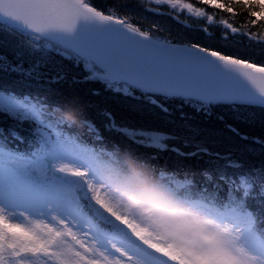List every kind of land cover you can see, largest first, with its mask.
<instances>
[{
    "label": "snow or ice",
    "instance_id": "6c2138e0",
    "mask_svg": "<svg viewBox=\"0 0 264 264\" xmlns=\"http://www.w3.org/2000/svg\"><path fill=\"white\" fill-rule=\"evenodd\" d=\"M144 5L190 27L182 15L187 12L203 21L200 30L207 36L218 28L224 41L243 36L264 46V0H199L198 5L144 0ZM118 7L105 11L92 0H0V35H18L26 46L22 53L0 40V73L38 79L41 66L59 56L82 61L89 78L113 74L207 102L245 101L251 90L256 102L264 103V62L174 43L156 35V25L146 30ZM232 17L242 18L241 23ZM25 55L34 58L28 68L20 62ZM64 102L46 114L0 87V114L12 122L0 127V264H193L112 202L98 176L99 158L65 134L72 125L58 116ZM26 122L32 132L27 142L16 132ZM82 123L89 126L88 120ZM25 143L23 151L15 146ZM242 186L247 197L251 185ZM185 203L202 218L172 209L167 216L175 228L210 234L231 244L246 264H264V221L242 203L192 198Z\"/></svg>",
    "mask_w": 264,
    "mask_h": 264
},
{
    "label": "trees",
    "instance_id": "16d2710c",
    "mask_svg": "<svg viewBox=\"0 0 264 264\" xmlns=\"http://www.w3.org/2000/svg\"><path fill=\"white\" fill-rule=\"evenodd\" d=\"M92 2L105 11L119 3L118 13L135 17L134 22L146 30L156 25L160 31L155 34L174 43L200 44L241 59L264 62V46L250 44L243 36L230 35L224 41L218 28L213 29L212 36H207L200 30L204 26L203 21H196L187 12L182 15L190 27L167 14L147 11L144 0ZM186 2L199 4V0ZM230 19L239 25L242 18ZM33 59L25 55L20 62L28 68ZM94 70L101 71L98 68ZM38 76L37 79L23 74L0 73V87L9 89L20 99L28 96L27 101L42 107L46 114L66 100L58 112V116L72 125V128L65 129V134L93 154L96 153L92 151H112L116 156L115 168L119 172L141 173L153 182L158 194L179 196L183 200L201 198L217 205L242 203L253 216L264 221V195L261 194L264 193V107L224 103L208 105L195 99L154 95L130 85L125 87L123 83L89 78L91 71L85 70L82 61L59 56L45 62ZM142 113L146 114L144 122L147 123L152 121L151 116L167 115L168 122H165L169 133L177 131L175 127L183 126L198 134L194 136L186 130L188 134L182 135L178 139V147L170 149V152L168 148L156 146V143L135 141L132 138V133L137 132L134 123L142 128L145 126L134 122V116ZM107 118L118 120L109 124L105 120ZM84 120H88L89 126L85 127ZM11 123L3 120L0 114V127H8ZM16 132L26 142L32 139L27 122L17 127ZM15 146L22 151L27 148L26 143ZM178 178L189 181L188 185L175 189L173 180ZM244 183L251 185L247 197L242 186ZM136 184L140 185L137 179H133L130 185Z\"/></svg>",
    "mask_w": 264,
    "mask_h": 264
},
{
    "label": "rangeland",
    "instance_id": "374dc122",
    "mask_svg": "<svg viewBox=\"0 0 264 264\" xmlns=\"http://www.w3.org/2000/svg\"><path fill=\"white\" fill-rule=\"evenodd\" d=\"M0 40H5L8 42V45L10 47L16 48L19 46L18 50L20 52H25L26 46L23 44V40L18 35H0ZM41 87V86H37ZM42 88H44L42 86ZM27 100H29V97H25ZM24 98V99H25ZM235 109V108H233ZM238 111V110H237ZM240 113V112H237ZM143 115L136 114L134 116V122H139L143 124L145 127L142 128L141 125L135 124V128L137 129V132L132 133V138L135 141L143 140L151 143H156V146L158 145L162 149H167L170 152V149L178 147V144L180 143V140H178L182 135L184 136L186 133H191L194 136L198 134L197 131L186 129L183 126L181 127H175L177 131H173L172 133H169L168 126H167V118L168 116H151L152 121L150 122H144V119L146 118V114L142 113ZM165 118L164 121L162 119ZM104 121V119H101ZM106 122L115 123L118 119L114 118H107L105 119ZM166 121V122H165ZM152 125V126H150ZM186 130L188 132H186ZM192 131V132H190ZM92 151V150H91ZM96 153L95 155H98L99 157V171L98 176L100 178L101 184L105 187L107 190L110 199L113 203L119 202L120 207L126 212V214L133 218L136 222L143 225L147 229H149L151 232L155 233L156 235L162 237L159 233L153 231L152 229L148 228L146 225L143 224L142 221H138L133 217V214L130 212L129 206L131 205V201H136L137 205L139 204L141 199H157L159 201H162L163 203L169 205L173 209H178L183 211L188 217L190 218H202L198 215L197 211L195 209H191L187 203H185V200L180 199V197L172 196V197H164L156 192V189L153 188V182H149V180L143 176L141 173L137 172H131V173H124L119 172L115 168L116 163V156L115 154L110 151H92ZM168 175V174H167ZM96 174L95 172H90V178H95ZM133 179H137L140 185H133L136 187H130L129 184H131V181ZM189 181L182 180L180 178L173 180V187L176 189L185 188L188 185ZM138 186V187H137ZM201 199V198H199ZM190 243L192 246L196 247L200 244L199 234H193L188 233ZM121 240H123L125 243H127V237L122 232L120 233ZM166 240V239H165ZM167 241V240H166ZM168 242V241H167ZM169 243V242H168ZM217 245L220 249L223 250V254L231 257L232 261H238L239 264H246V261L243 256H240L235 249L232 247L231 244L223 241V240H216ZM170 244V243H169ZM171 245V244H170ZM101 246H103V243H101ZM176 251H178L174 245H172ZM179 252V251H178ZM180 253V252H179ZM182 254V253H180ZM183 255V254H182ZM186 257V256H185ZM188 258V257H186ZM191 260L190 258H188Z\"/></svg>",
    "mask_w": 264,
    "mask_h": 264
},
{
    "label": "clouds",
    "instance_id": "9594fccd",
    "mask_svg": "<svg viewBox=\"0 0 264 264\" xmlns=\"http://www.w3.org/2000/svg\"><path fill=\"white\" fill-rule=\"evenodd\" d=\"M129 208L136 220L163 236L180 253L190 258L193 264H239L221 254V249L210 234H199V246H192L189 234L171 224L167 213L173 208L162 201L141 199L138 205H130Z\"/></svg>",
    "mask_w": 264,
    "mask_h": 264
},
{
    "label": "water",
    "instance_id": "95a60500",
    "mask_svg": "<svg viewBox=\"0 0 264 264\" xmlns=\"http://www.w3.org/2000/svg\"><path fill=\"white\" fill-rule=\"evenodd\" d=\"M99 72L103 73L104 70L101 69V71H99ZM235 75L238 78V74H235ZM95 78H98L101 80H108V81L113 82V83H119V84L123 83L125 85V87H127L128 85L133 86V87H137V88H140L141 90L145 91L146 93H150V94H154V95H161V96H165V97H178V98H184V99H195V100H199L201 102H204L208 105L211 103H224V104H239V105H251V106L264 107V103L256 102L259 98L251 90H249L248 93L246 94L248 96V99L245 101L236 100V101L207 102V101H204V100L197 98L196 96L187 95V94L179 92V91L159 90V89L148 88V87H145L141 83L131 81V80H129L125 77H122V76H120V77L114 76L113 74L104 75L103 78H101V77H95Z\"/></svg>",
    "mask_w": 264,
    "mask_h": 264
}]
</instances>
